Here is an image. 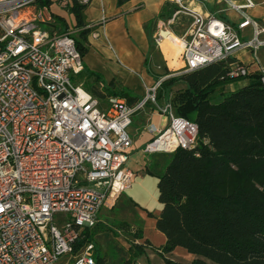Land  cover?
Here are the masks:
<instances>
[{"label": "built area", "instance_id": "2783aa9c", "mask_svg": "<svg viewBox=\"0 0 264 264\" xmlns=\"http://www.w3.org/2000/svg\"><path fill=\"white\" fill-rule=\"evenodd\" d=\"M40 1L48 0H0V264H58L66 257L72 264H94V244L85 242L83 233L96 227L110 199L131 188L133 174L126 165L133 116L150 104L168 120L162 129L147 126L154 138L143 148L146 155L194 149L197 127L176 116L170 101L156 103L168 75L145 87L133 106L119 96H106L102 104L75 85L72 77L83 73V58L71 31L44 29L54 22L53 3ZM71 1L92 2L57 0V7L68 11ZM166 1L176 8L167 24L179 16L189 19L178 36L177 70L188 73L223 62L227 81L256 75L264 86L259 59L264 21L249 15L252 0H214L225 6L220 12L239 15L235 26L190 6L211 0ZM165 26L158 23L153 37L159 48ZM238 54L248 56V63ZM167 133L169 139L162 141Z\"/></svg>", "mask_w": 264, "mask_h": 264}, {"label": "trees", "instance_id": "16d2710c", "mask_svg": "<svg viewBox=\"0 0 264 264\" xmlns=\"http://www.w3.org/2000/svg\"><path fill=\"white\" fill-rule=\"evenodd\" d=\"M129 1L116 0V4L120 7ZM40 3L51 5L49 1ZM87 6L71 1L68 13L74 19L72 30L56 15L44 28L51 34L71 31L82 58L88 52L90 34L84 17ZM167 8L165 5L158 19H171L176 8ZM149 30L147 24L145 33L150 42ZM83 72L96 84L86 90L92 97L119 96L128 106L139 100L124 88L116 90L115 79L109 81L105 94L100 75L85 68ZM165 73L169 75L166 69ZM244 80L245 86L213 104L209 98L214 90L231 83L226 80L224 63L218 62L180 72L164 80L157 91V103L162 104L170 100L172 88L182 86L172 99L174 113L197 127L194 149L164 154L166 161L160 172L155 166L146 171L157 179V200L162 208L155 228L166 242L155 252L165 264H180L165 257L175 248L197 256L191 264H264V86L256 75ZM191 112L195 113L193 120ZM116 227L130 235V247L127 258L113 264H138L147 246L135 244L142 238L141 229L125 222ZM83 235L85 242L94 244V264H106L107 256L100 254L93 229Z\"/></svg>", "mask_w": 264, "mask_h": 264}, {"label": "crops", "instance_id": "0c3cea01", "mask_svg": "<svg viewBox=\"0 0 264 264\" xmlns=\"http://www.w3.org/2000/svg\"><path fill=\"white\" fill-rule=\"evenodd\" d=\"M252 1L255 3V7L249 11V15L262 23L264 21V0ZM165 3H167L166 0H130L118 7L116 0H92L84 11L85 22L90 30L87 44L88 52L83 58L86 71L99 73L107 81H111L116 77L121 83L120 86L124 88L134 86V88H140L141 90V87L145 89V87L153 85L156 78L153 77L149 65H151V68H155L154 63L158 60V53L149 43L145 33V24L157 18ZM190 6L202 15H214L233 26L240 20L239 15L234 11L220 12L225 6L223 4L217 5L214 0L207 4L191 2ZM58 10L60 9L58 8ZM54 15L56 14L54 13ZM56 16L60 15L57 14ZM244 35L247 36L248 31H245ZM107 45L112 49V53L108 51ZM237 57L244 56L238 54ZM145 59L148 60L147 66L145 65ZM246 59L242 60L247 64L248 58ZM125 70L139 73L142 86L137 85L133 79L128 77ZM245 84L246 81L238 89L245 86ZM136 85L138 87H135ZM142 120L144 134L132 141L131 157L126 167L133 174L131 188L127 190V192H130L129 201L125 200L122 206L125 207V204L131 205L130 210L134 216V222L129 225L141 229L142 238L139 240V244H147L144 254L137 259L138 264H165L155 252V249L163 246L166 242L165 236L155 228V218L160 215L162 208L157 200V179L146 174V171L155 166L156 172H160L166 157L164 154L146 155L143 153V148L154 138L146 130L147 126L152 124L157 129H162L168 120L166 117L156 114L152 108L148 109ZM122 199L123 195L121 193L116 199H113L112 203H107L103 209H111L115 202L119 203ZM148 213L152 216L149 217ZM98 223L106 224L102 218H98ZM113 231L116 232L112 229ZM117 233L119 232L117 231ZM97 237H100V235H95V238ZM115 240L117 251L114 254L117 255L111 258L113 263L126 259L130 247V240L121 235L117 236ZM99 248L101 252L112 255V252L107 251L105 245H99ZM165 257L180 264H191L198 259L197 256L187 253L182 248H175Z\"/></svg>", "mask_w": 264, "mask_h": 264}, {"label": "rangeland", "instance_id": "374dc122", "mask_svg": "<svg viewBox=\"0 0 264 264\" xmlns=\"http://www.w3.org/2000/svg\"><path fill=\"white\" fill-rule=\"evenodd\" d=\"M48 1L50 3H53V5H52L53 13H55L56 15L57 14L60 15L59 17H62L65 20V22L68 24V28L72 30L73 17L70 16L68 11H66V10H62V9L58 10L57 0H48ZM165 5H168L169 8H167V9H170V10L173 7V6H170L168 3H165L164 6ZM164 6H163V8H164ZM165 15L166 14L164 13V16ZM159 21L164 22L166 24V26H165L166 30L170 31L172 34H174L175 36L178 37V36L183 35L186 32L188 25H189V19L185 18L184 16H179L178 18H176V20L173 23L167 24L166 23L168 21L167 18H160V19L157 18V19H155L154 23L149 21L145 24V26L147 24H149V28H150L149 32L151 33V40L149 43L154 48V50H156L158 53V60L156 63H154L155 68H151V65H149L150 71H151L154 78H159L162 76L163 77L166 76V73H165V69H166L167 73L169 74L168 77L165 79V80H167L169 78L179 76L180 71L177 70L178 68L171 69L168 67V65L166 64V60L164 59V56L161 53V49L155 44V42L153 40L155 33L158 32V28H157L156 24H158ZM101 38H102V40L104 39L103 36ZM108 46L109 45H107L106 47H108ZM108 49H109L108 51L110 53H112V49H110L109 47H108ZM242 58L244 60H247L246 58H248V56L242 57ZM259 59L261 60L262 64H264V50L259 52ZM88 60H89V57H88ZM125 72H126V75L128 74L127 76L130 77L131 79H133L137 85L142 86L141 76L139 75V73L134 72V71L131 72L128 70H125ZM83 73L79 76L72 77V82L75 85H82V88L84 90L90 91L96 86V84L94 83L92 78L86 79V76H84ZM94 73H96V72H94ZM97 74H99V73H97ZM100 77L102 79V82L104 83L103 86L106 87L103 89V93L105 92V94H107L108 91L106 89L110 88L108 86L109 81H107V79L103 75H100ZM115 80H116V83L114 85L116 86V90H119V88H124V87L120 86L121 83H120L119 79H117L115 77ZM155 81H154V83H155ZM244 83H245V80H237V81L231 82L230 84H226L224 86L218 87L217 89L214 90V92L211 94L209 99L211 100V102L213 104L218 103L221 99V96L228 95L229 93H231L234 90L241 87ZM137 85L135 87H138ZM181 88H183V87L182 86H176V87L171 89V93L169 96V99H170L169 101L171 103H172V99L174 98L175 94L177 93V90H179ZM124 89L127 90L132 97H137L139 99H142L146 94L145 89L142 87H141V90H140V88H134V86L125 87ZM100 91H102L101 88H100ZM104 100H106V99L105 98H99V101L102 104H105ZM161 103L163 104L164 102L161 101ZM162 104H158V105H162ZM149 108H153V106L148 104L142 112L133 116L132 123H131L130 127L128 128V134H129L130 138L132 139V141L135 138L142 137V135L144 134L143 130H142V128H143L142 118H143V115L148 112ZM190 114H191L190 119L193 120L195 113L191 112ZM137 152H135V153H137ZM126 167H127V165H126ZM77 180L82 181V176L78 175ZM129 193L130 192H127V190L124 191L122 193L123 199L120 200L119 203H116L114 200L115 204L111 209L104 210L102 208L98 214V218L99 219L102 218L104 220V223H106V224L98 223L96 225V227L93 229V231L95 232V235H100V237H97V238H95V236H94V241L97 243L98 247H99V245L100 246L105 245L107 251L109 250V252H112V255L106 253V256H107V258H106L107 263L106 264H113V262H111V258L116 257V255H117V254H114V252L117 251V242H116L115 238L117 236L121 235V236L125 237L127 240H130L129 234L124 233L122 230H118V228L116 227L117 223H119V222H125L128 224H132L134 222L133 221L134 216L130 210L131 205L125 204V207L122 206L124 204L125 200L129 201ZM112 202H113V199H110L108 201L109 204ZM105 216H106V218H105ZM108 229L116 230V232L115 231L110 232ZM117 231L119 233H117ZM100 254L103 255L104 253L100 251ZM58 264H72V260L70 257H66L64 259H61V261Z\"/></svg>", "mask_w": 264, "mask_h": 264}, {"label": "bare ground", "instance_id": "6f19581e", "mask_svg": "<svg viewBox=\"0 0 264 264\" xmlns=\"http://www.w3.org/2000/svg\"><path fill=\"white\" fill-rule=\"evenodd\" d=\"M160 35L161 40L159 41V46L168 67L171 69L179 68L181 66L177 59L181 49V42L179 38L170 31H162ZM169 137L170 133H167L166 136L162 138V141H167Z\"/></svg>", "mask_w": 264, "mask_h": 264}]
</instances>
